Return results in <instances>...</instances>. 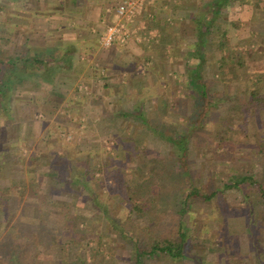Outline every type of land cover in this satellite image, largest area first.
<instances>
[{
  "label": "rangeland",
  "instance_id": "374dc122",
  "mask_svg": "<svg viewBox=\"0 0 264 264\" xmlns=\"http://www.w3.org/2000/svg\"><path fill=\"white\" fill-rule=\"evenodd\" d=\"M194 2L198 21L213 18V9L202 8L208 0ZM81 3V8L75 7ZM92 5L87 0H0L1 58L11 57L14 50L28 44L33 46L31 52L26 49L32 57L34 52H40L39 48L35 50L40 43L49 48L40 57H45L50 68H55L53 56H64L70 70L54 77L60 95L52 92L36 108L29 104L35 91L44 85L35 87L33 78L17 74L24 80L15 84L10 104L16 121L21 122L23 116L28 120L11 124L0 117V197L8 204L7 210L0 207V264H8L14 254L16 264H133L132 242L113 231L108 217L123 219L128 215L143 226L152 224L158 215L165 222H157L156 230L162 223L166 226H162V235L177 236L185 179H177L178 172L170 182L160 175L177 165L169 155L170 146L136 121L122 118L119 112H133L138 106L139 114L143 113L154 128L167 136L185 132L195 103L188 72L200 62L190 55L170 56L164 48L165 55L159 57L127 53L124 60L133 68H125V75L120 68L105 72L106 76L101 71L94 72L101 68L88 67L91 57L84 59L88 66L73 68L80 55L89 53L76 52V43L71 48L62 46L72 41L62 43L61 39L74 40L86 34V27L89 35L101 31L102 25L93 23L97 18ZM223 11L217 23L210 21L211 27L205 29L210 38L219 36L221 45L219 51L209 43L204 49L209 53L204 56L203 73L213 102L207 109L211 115L204 128L194 131L189 140L194 186L201 193L215 191V195L206 203L190 201L183 222L190 259L173 261L162 255L146 264H258L246 233L252 219L263 222L264 216L252 203L255 215L245 216L243 208L248 209V204L235 180L244 173L256 181L257 188L259 185L264 189V115H254L247 102L249 79L257 84L258 75L264 78V0H227ZM139 16L131 24L132 32L136 31ZM87 20L90 23L84 26ZM185 27L187 34L194 37V26ZM195 39L189 43L195 44ZM53 46L59 48L55 50ZM64 51L68 52L62 55ZM229 52L233 61L219 68L221 57ZM143 59H148L146 65L141 63ZM239 61H243V67L238 66ZM122 62L118 59L117 64ZM137 64L140 68H135ZM2 73L1 80H5L7 70L3 66ZM103 78L109 82L107 87ZM46 88L50 92L51 87ZM141 90H145V96ZM101 93L103 97L98 100ZM64 147L73 153L69 164L64 162L58 169L62 172L72 166L74 173L88 167L94 170L89 183L96 192L93 201L94 194L88 199V194L78 187L53 184L46 175L45 166L55 164L51 154L60 155ZM35 158L42 160L33 165ZM34 167L42 169L36 172ZM146 177L153 186L149 188L155 204L143 194H134L132 198L140 211L128 213L125 192ZM114 180H118V187L112 191ZM25 182L27 189L23 192ZM20 225L31 233L19 234Z\"/></svg>",
  "mask_w": 264,
  "mask_h": 264
},
{
  "label": "trees",
  "instance_id": "16d2710c",
  "mask_svg": "<svg viewBox=\"0 0 264 264\" xmlns=\"http://www.w3.org/2000/svg\"><path fill=\"white\" fill-rule=\"evenodd\" d=\"M18 1V0H15ZM226 0H216L214 3V10L213 15H217L222 6L225 5ZM206 24L202 20L198 21V26L200 31H206L208 27H211V22L207 24L206 27L203 25ZM204 28V29H203ZM206 29V30H205ZM207 32V31H206ZM201 43V42H200ZM32 50V47L30 46H23L22 49L19 51L14 50L13 54L10 55L6 59H2L0 55V117L4 118L6 122H9L11 124L14 123H21L28 120V118H25L26 116H23L21 122H18L15 120V117L12 112L11 108V99L13 97V91L14 86L16 83L22 82L21 78H18L19 73H22L24 76H27L29 78H33L34 86H38L39 88L43 86L40 90L35 91L34 98H32L30 105L35 106V108L38 106V102L42 98H46L49 94H55L60 95V93L57 91L58 88L53 83L54 77L63 75L62 72L66 73L69 71V62L64 61V56L62 58L59 56H53L55 59V68H50V63L44 58L40 57L39 52L33 53L32 57L26 50ZM36 48L35 50H37ZM54 53V52H53ZM30 56V58H29ZM199 60V65L196 66V68H193L192 70H189L187 79L190 84V93L193 95V98L195 100L194 103V113L190 116L187 123V126L185 127V132L183 133H175L173 136H167L164 132L159 131L157 128H154L151 125V122L148 118H145V115L143 113L138 112V106L134 107L133 112L128 111H120V116L122 118H130V120L136 121L138 126L140 125L142 129H148L154 137H157L158 139L163 140L170 146V154L172 158L175 160L176 164L175 166H170V170H168L165 174L160 173V175L163 176V178L167 179L168 182L171 181L173 176L178 172L179 177L177 179H185L184 184V191L183 193L184 197L180 199L179 202V212H178V220H177V236H164L161 234L160 231L165 230V225L160 224V230H156V223L158 222H165V218L162 220L160 219V216L158 218V215L156 219H152L150 225H143L139 226L138 224H135L132 219L128 215H124L123 219H120L119 217H108L110 219V224L112 225V229L116 234L119 236H122L124 238L129 239L132 242L133 245V264H146L148 261L153 260L154 258L158 256H167L169 259L173 261H185L189 258L188 252H187V241L188 238L187 229L184 226V218L189 212L188 209L190 206V201L192 199H197L202 203L209 202L215 195V191L212 193H201L198 188L194 186V180L192 171L189 166V156H190V138L194 131H196L199 128H204L205 122L209 119L211 115V111L209 112L207 109L209 108L211 102V97L208 92V84L206 82V78L204 76V70L203 66L205 65V58L202 53L197 54L195 56ZM234 56L232 52H229V55L226 57H221V62L218 64L219 68H223L225 65L231 63L233 61ZM244 63L243 61L238 62L239 67H243ZM2 66L3 68H6L7 75L5 80H1V77L3 75L2 73ZM68 70V71H67ZM5 73V72H4ZM5 75V74H4ZM263 75L257 76V84H254V81L249 79V85L247 87L248 90V106L251 109V111L256 113H259L261 115H264V83H263ZM262 82V83H261ZM46 86H50L51 90L48 91V88ZM39 91V92H38ZM145 90H141L140 93H142L145 96ZM226 99V98H225ZM30 102V101H29ZM25 106L21 107L24 109ZM28 106L26 107V109ZM26 111V110H25ZM24 111V113H25ZM23 113V114H24ZM254 114V115H255ZM127 120V119H125ZM129 121V120H128ZM264 123V120H263ZM260 138H262L260 136ZM19 139L21 138H16ZM222 141V140H221ZM15 143H11V145H14ZM11 147V146H10ZM9 147V148H10ZM7 150V149H6ZM73 151L63 148L62 153L58 155L54 152V154H51V162H55L53 165L45 166L44 170L47 172V176L50 178L51 183L58 184V185H68L72 188L78 187L79 189L86 192V195L88 194V199H91L90 194H94L92 196V201L94 197L96 198V192L94 190V186L89 184L92 182L93 174L95 173L94 170H91L90 167L83 168L81 172L74 173V169H72V166L70 168H66L62 170V172L59 170L60 165H62L64 162H68L69 159L72 156ZM8 154V153H6ZM41 158H35V161L33 165L37 164L39 161H41ZM32 165V166H33ZM31 166V165H30ZM59 168V169H58ZM42 169V167H41ZM35 169V167L32 169L33 171H41ZM25 173V172H23ZM30 173H32L30 171ZM159 173V171L157 172ZM44 174H42V177L39 176V179H44ZM115 179H117V176H115ZM139 179V178H138ZM137 179V180H138ZM144 181V182H143ZM148 181V178L141 179V182L139 181L137 184L134 185V187H128L129 190H127L126 198L124 201V204L128 206V208L125 210L128 213L135 214L139 210V208L136 206L135 201L133 200V195H145L149 199V203L155 204L154 196L151 193V188L153 187ZM150 181V179H149ZM116 184H112L111 190L115 191L117 189V183L118 180H114ZM18 183V182H17ZM11 184V183H10ZM14 184H11L13 186ZM23 186V192L27 189V183L22 185ZM235 186L236 188L241 192L242 198L245 202L248 204V209L245 207L243 210L245 211V216L247 218H252L253 215H255V209L254 207L251 208L250 204L252 203L255 208L259 211V214L264 216V189L258 185V188L256 187V181L253 180V178H250L246 176V174L242 173L238 177L237 180H235ZM260 187V189H259ZM16 188V186H14ZM187 188V190H185ZM110 190V191H111ZM260 194V195H259ZM262 196V198L260 197ZM259 205V208L256 206ZM8 204L6 201L0 197V207L3 210H7ZM222 218V216H220ZM223 219V218H222ZM252 225L248 228V231L246 233L247 235V241L248 245L250 246L252 252L254 253L256 260L258 264H264V260L261 257V255L264 253V221L262 222L259 219H252L251 220ZM166 224V223H165ZM167 225V224H166ZM165 226V227H162ZM17 230L19 234L23 236H27L31 233V230L24 229L20 226H17ZM191 236V235H190ZM15 255V254H14ZM11 256L10 259H8V264H16L15 256ZM17 257V256H16ZM264 257V254H263ZM18 264V263H17Z\"/></svg>",
  "mask_w": 264,
  "mask_h": 264
},
{
  "label": "crops",
  "instance_id": "0c3cea01",
  "mask_svg": "<svg viewBox=\"0 0 264 264\" xmlns=\"http://www.w3.org/2000/svg\"><path fill=\"white\" fill-rule=\"evenodd\" d=\"M73 2L76 0H72ZM90 4H93V9L95 10L93 14L97 18L94 20L93 23H98V25H102L101 31L97 30V34H88L89 28L86 29V34L78 35L74 40H63L61 39L62 43L66 41V44L62 46H67L71 48L75 43V51H82L87 54L80 55L78 57V61L73 68H82L84 65H87L86 57H91L92 63L90 67L92 70L93 68H101V69H94L93 71L103 72L106 76L105 72H109L114 70V68H120L122 74L126 70L125 68H133V64H130L129 61L127 62L125 59L126 54H134L135 56L138 55L140 57H159L165 55L164 48H166L167 53L170 56H180V55H190L192 58L195 57L197 54L202 53L204 56L208 55L204 52L205 46L209 43V46L212 45V48L215 50H221L220 37L214 36V38H210V35L207 34L206 31H200L198 26V19L195 16V0H145L144 6L142 7L143 10L140 12V16L136 19V31L134 34L130 33L127 35L126 41L124 43H113L109 46V48H103L101 44V36L105 30V27L109 24H116L118 23L119 19L117 14L115 13L116 6L121 3L122 0H119L117 3L113 0H87ZM216 0H208L209 3L204 4L202 8L206 7L207 9L214 10V3ZM227 1V0H226ZM72 6V5H71ZM75 7H82V3L76 5ZM222 6L218 16L213 15V18H206L202 21L208 20V22H216L217 19L220 18L221 14H224ZM212 10V11H213ZM212 13L210 12V15ZM68 21H66L67 23ZM81 24L84 23V20H81ZM89 21L87 20L84 26L89 25ZM100 23V24H99ZM205 23V22H204ZM207 23V22H206ZM219 23V22H218ZM209 24V23H207ZM65 25V24H64ZM190 26L191 29H196L195 38L192 37V34H187L185 31V26ZM184 26V27H183ZM153 29L154 32H149L148 29ZM131 30V28H130ZM94 31V30H93ZM90 33V32H89ZM187 35V36H186ZM195 39V44H190L189 41ZM64 41V42H63ZM183 42V43H182ZM201 42V43H200ZM93 43V44H92ZM92 44V45H91ZM152 44V45H151ZM159 45V47L155 46ZM29 46V44H28ZM30 47H33L30 45ZM36 47V46H35ZM54 47V46H53ZM52 47V48H53ZM37 48H39L40 52L39 55H44L45 49L43 44H38ZM59 47H54L53 49H58ZM206 48L205 50H207ZM191 51L192 53L188 52ZM193 51L195 54H193ZM210 51V50H209ZM68 51L62 52V55L67 54ZM220 53V52H219ZM143 54V55H141ZM168 55V56H169ZM147 56V57H146ZM118 59L123 60L121 64L118 63ZM80 60V61H79ZM148 59H143L141 61L142 64L147 63ZM141 63H138L141 65ZM136 65L135 68H140V65ZM151 64V63H149ZM146 65V64H145ZM72 66V65H71ZM70 66V68H71ZM75 66V67H74ZM150 65H148L149 68ZM144 68V66L142 65ZM204 67V66H203ZM103 68H109L107 71ZM196 68V67H193ZM72 70V69H71ZM70 71V70H69ZM120 72V73H121ZM125 75V74H123ZM101 76L97 78L98 85L101 83L100 81ZM102 83L107 87V82L105 78H103ZM101 89V88H100ZM96 97L97 99L102 98ZM99 96V95H96ZM98 99V100H99Z\"/></svg>",
  "mask_w": 264,
  "mask_h": 264
},
{
  "label": "built area",
  "instance_id": "2783aa9c",
  "mask_svg": "<svg viewBox=\"0 0 264 264\" xmlns=\"http://www.w3.org/2000/svg\"><path fill=\"white\" fill-rule=\"evenodd\" d=\"M145 0H123L115 8L118 23L109 24L101 36V44L105 47L113 43H124L130 30L132 22L141 11ZM134 33V32H133ZM132 33V34H133Z\"/></svg>",
  "mask_w": 264,
  "mask_h": 264
}]
</instances>
